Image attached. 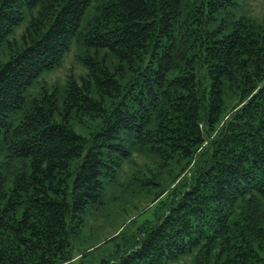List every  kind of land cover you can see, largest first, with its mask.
<instances>
[{"label": "trees", "instance_id": "16d2710c", "mask_svg": "<svg viewBox=\"0 0 264 264\" xmlns=\"http://www.w3.org/2000/svg\"><path fill=\"white\" fill-rule=\"evenodd\" d=\"M246 2L0 0V264H68L134 153L159 162L155 198L173 188L112 264H264V22ZM73 46L85 74L39 84Z\"/></svg>", "mask_w": 264, "mask_h": 264}, {"label": "rangeland", "instance_id": "374dc122", "mask_svg": "<svg viewBox=\"0 0 264 264\" xmlns=\"http://www.w3.org/2000/svg\"><path fill=\"white\" fill-rule=\"evenodd\" d=\"M244 11L264 22V0H247ZM24 27L23 25L16 31V38ZM79 52L80 49L73 46L62 64L45 74L39 84L49 88L61 87L68 75L76 78L84 75L85 69L77 59ZM39 84L30 90L31 95L37 94ZM160 171L159 162L154 156L134 153L118 174L115 183L107 187L102 206L98 210L90 211L79 237L73 242L72 259L68 264L114 262V253L131 240L139 226L153 219L158 203L164 200L173 188V185L166 184L165 191L155 198L159 186L156 187L152 183L158 180ZM184 175L189 176V170L181 177ZM153 198L156 200L153 201ZM85 241L87 242L84 244ZM190 263L191 258H187L174 264Z\"/></svg>", "mask_w": 264, "mask_h": 264}]
</instances>
